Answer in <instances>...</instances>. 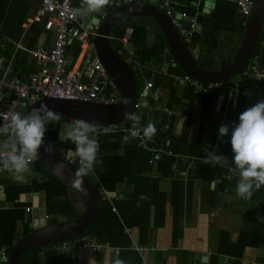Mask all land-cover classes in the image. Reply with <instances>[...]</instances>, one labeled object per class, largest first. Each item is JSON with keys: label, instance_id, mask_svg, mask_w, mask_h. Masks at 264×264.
I'll return each instance as SVG.
<instances>
[{"label": "crops", "instance_id": "crops-1", "mask_svg": "<svg viewBox=\"0 0 264 264\" xmlns=\"http://www.w3.org/2000/svg\"><path fill=\"white\" fill-rule=\"evenodd\" d=\"M71 1L76 9L80 8L82 0ZM134 2L135 5L126 10L128 16H124L111 28L110 45L133 71L135 80L136 75L141 80V91L137 83L136 104L141 105L135 114L138 117V126L154 124L159 135L153 136L151 145L161 146L165 152L172 151L176 155L184 156V159L179 162L175 158L173 174L170 176H164L162 171L158 170L159 161L150 163L152 153L149 159V173L136 172L131 168L128 172L123 169L116 172L112 165L107 169V157L123 155L124 150L113 148L112 143H109L106 149L100 146L97 158L101 157L103 160L101 169L108 173L116 172L115 174L123 179L111 188L110 185L106 187L101 183L94 171L88 175L91 179L86 176L98 191V211L101 199L109 203L103 209L111 207L112 212L120 217V209L127 210L126 204L134 199L135 193L146 195L148 201L144 203V210L150 213L146 240L140 238L138 228L125 226L126 235L132 241L129 248L113 247L96 239L104 246L97 252L73 248L70 253H66V241L58 242L26 251L21 256V264H115L116 261L121 264H178L180 259L185 258H188L187 264H264V187L255 191L251 200H243L236 196L238 177H234L228 167L216 166L223 170L226 181L234 185L231 188H223L220 179L200 178L196 167L192 168L187 164L190 157H196L195 155L205 151V145L214 147L218 153L227 155L229 161L232 160L231 134L218 139V129L223 124L238 123L239 115L246 108L264 100V82L255 87L243 75L253 60L264 67V23L260 41L246 67L228 81L210 83L200 80L203 88L214 86L210 90L214 94L210 95V91L202 94L196 93L193 86L181 80L189 74L180 67L171 52L168 36L161 24L167 25L169 30L168 22L158 13H164L160 0ZM236 2L175 0L173 9L178 15L186 13L190 19L196 18L198 22V27L187 43L178 30L176 31L199 66L210 71H219L223 68V63L226 66L234 64L243 47L247 24L250 21V17L242 21ZM40 7V0H0V47L5 46L4 50H0V68L6 66L5 60L10 58L12 52L15 53L12 73L17 77L25 78L39 69V64L31 58L27 50L40 47L49 49L55 39V31L45 28L47 16H37ZM114 11L106 6L101 13L91 14L89 20L101 21L102 27L106 19H101V14L107 12L109 15ZM213 12L217 16L212 20ZM244 22L247 24L244 25ZM117 25L120 27L116 28ZM98 38L92 40L99 53ZM129 43L135 48L132 52L126 49ZM18 44H22L25 49L17 50ZM145 47L146 58L141 55ZM79 53L75 44L69 47L70 70L79 68L82 60V54L78 57ZM165 69L167 73L164 72ZM150 81L153 82L154 88L145 91ZM142 93H147L148 96L141 99ZM67 123L72 124V121ZM127 123L132 129L136 122L128 119L121 130H125ZM52 125L50 124L51 127ZM91 125L97 130L93 134L94 137L100 141L102 131L108 128ZM117 129H120L119 126ZM186 130L187 134H183ZM47 132L48 129L45 137ZM60 132L59 129V135ZM66 137L67 134L64 138ZM51 145L58 151L62 150L57 142ZM63 151L64 154L60 155L68 159L74 149ZM53 177L57 178L37 161L30 165L25 183H17L12 179L11 173L0 171V263L5 254L8 259L4 264H10L11 251L21 239L47 227L71 221L67 219V214H62V208H67L68 213L75 216L74 219L86 213L82 194L60 179L67 187L54 184L50 191L45 190L43 184L53 183ZM104 193H107V197ZM117 202H121L120 208ZM141 207L139 206V210H142ZM27 208H30L29 212ZM41 210H44L46 219L43 218ZM52 211L57 214L52 215ZM176 218L182 229V236L177 242L174 240ZM127 229H130L131 233H128ZM82 237L86 235L82 233L67 241ZM140 240L146 243L143 244ZM139 246L143 252L137 249Z\"/></svg>", "mask_w": 264, "mask_h": 264}, {"label": "built area", "instance_id": "built-area-1", "mask_svg": "<svg viewBox=\"0 0 264 264\" xmlns=\"http://www.w3.org/2000/svg\"><path fill=\"white\" fill-rule=\"evenodd\" d=\"M132 2L134 0H110L107 6L111 10H116ZM174 2L175 0H160L165 15L187 43L198 27V22L196 18L190 19L186 13L178 15L173 9ZM40 4L37 16L38 18L47 16L45 28L55 31L53 45L49 49L40 47L31 51L27 50L31 58L39 64V69L25 78L17 77L12 73L15 55L5 60L6 66L0 68V113H20L21 108L33 106L44 98L85 101L103 105L119 104L121 101L119 88L111 79L106 66L101 61L95 42L92 40L100 36L101 21L80 19L71 0H40ZM81 4L82 2L80 6ZM236 4L242 18L246 19L251 16L256 0H237ZM107 16L108 13L104 12L101 14V19H106ZM246 24L247 22H244V25ZM73 44L79 49L78 57L82 54V60L79 68L70 70L68 49ZM0 48L5 49V46L2 45ZM19 49L25 48L22 44H18L17 50ZM164 72L167 73V69ZM243 75L257 87L264 82V67L253 60L244 70ZM181 80L193 86L196 93H207L214 87L209 85L203 88L201 82L190 75H186ZM153 88L154 84L150 81L145 91ZM147 93L140 94V98L144 99L148 96ZM140 106L139 103H135L134 107L138 109ZM165 111L170 112L169 109ZM234 124L236 122L231 123V125ZM135 126L138 125L135 123ZM117 128L118 125H114V129ZM138 137L141 140L140 145L152 153L150 163L160 161L165 154L173 156L177 161L184 159V156L176 155L172 151L165 152L161 146L151 145L152 141L145 140L142 135ZM5 139L6 137L0 136V143ZM217 154L222 153L217 152ZM205 155L203 151L200 157H190L189 165L194 168V161L207 164L204 160ZM222 155L225 156V154ZM67 162L71 165L80 164L78 157L74 154L67 159ZM104 196L107 197V193H104ZM113 210L116 211L115 208ZM27 211L29 212L30 208H27ZM127 232L131 233V230L127 229ZM103 247L96 238L88 236L64 243L66 253H70L73 248L90 249L92 252H97ZM137 249L142 251L141 246ZM7 259V256L3 254L0 264H4Z\"/></svg>", "mask_w": 264, "mask_h": 264}, {"label": "water", "instance_id": "water-1", "mask_svg": "<svg viewBox=\"0 0 264 264\" xmlns=\"http://www.w3.org/2000/svg\"><path fill=\"white\" fill-rule=\"evenodd\" d=\"M134 5L135 2L130 5H126L125 7H121L109 14L101 27L100 37L97 39L101 61L108 69L113 82L116 83L120 90L121 101L119 104L103 105L85 101L61 99L54 100L44 98L40 102L28 108L26 115L34 108H39L41 104H45L50 110L58 113L59 116H63L69 121H72V124H68L67 122L61 124V132L59 135V139L61 141L72 142L71 130L78 121H85L98 126H106L111 130L114 129V125L116 124L120 129L125 127V122L128 119L125 117L124 113L128 112L131 114L138 98V86L133 71L112 49L109 41V34L113 25L124 16H128L126 10ZM158 13L164 16L168 22L169 30L167 25H163L164 23L161 24L164 26L163 29H165V34L168 36L171 52L180 67L194 79L199 81L201 80L203 82L218 83L228 81L237 73L241 72L248 64L250 58L254 55L256 46L260 41V34L264 23V0L257 1V4L250 16V21L247 24L243 47L235 59L234 64L226 66V64L223 63V68L219 71H210L199 66L192 58L187 45L182 42L170 19L164 13ZM79 16L80 19L86 18L89 20L91 18V15ZM239 16L241 15L239 14ZM241 18L239 19L241 20ZM243 20L244 18H242V21ZM168 33L170 35H168ZM126 49L130 52L135 50L132 43H129L126 46ZM139 128H143V126ZM66 134L67 137L64 138ZM48 145L49 144L44 140V145L39 150V158L36 161L45 166L63 183L82 194L85 199V208L87 210L83 216L77 219L47 227L43 230L32 233L24 239H21L18 245L11 251L10 264H21L22 254L30 249L47 246L52 243L65 242L68 239L81 235L93 224L97 216L98 191L89 182L86 177L88 175L83 177L81 187L77 188L73 183V177L75 172L78 170L77 167L79 166V163L75 165L69 164L67 159L56 153L51 146L50 152H45L44 147ZM71 153L72 155L74 154L73 151H71ZM44 213V210H41L43 218L46 219Z\"/></svg>", "mask_w": 264, "mask_h": 264}, {"label": "clouds", "instance_id": "clouds-1", "mask_svg": "<svg viewBox=\"0 0 264 264\" xmlns=\"http://www.w3.org/2000/svg\"><path fill=\"white\" fill-rule=\"evenodd\" d=\"M109 2L110 0H82L77 13L82 16L99 14ZM124 115L138 125L136 115L128 112ZM59 119V114L45 104L34 108L27 115L19 112L0 113V121H3L0 123V136L6 137L0 143V171L11 173L12 179L17 183H25L30 165L39 158V150L44 145L48 126ZM238 120L239 122L234 125L223 124L218 129V139L231 134L232 160L229 161L226 156L217 154L214 147L207 145L204 146L206 153L204 160L212 167L227 165L234 177H238L236 196L243 200H251L254 192L264 187V100L246 108ZM96 131L94 126L85 121H78L71 130V140L75 145L74 155L80 162L73 177V183L77 188L81 187L83 177L89 175L96 164L102 163L97 160L100 145L93 135ZM109 131L111 129H105L106 133ZM155 133L156 127L152 123L143 128L134 125L130 136H124L122 142L129 143L131 139L141 135L145 140H151ZM50 150V145L44 147L45 152ZM115 264L121 262L116 261Z\"/></svg>", "mask_w": 264, "mask_h": 264}, {"label": "trees", "instance_id": "trees-1", "mask_svg": "<svg viewBox=\"0 0 264 264\" xmlns=\"http://www.w3.org/2000/svg\"><path fill=\"white\" fill-rule=\"evenodd\" d=\"M217 16L216 13H211V18L212 20L215 19ZM0 50H4L2 48H0ZM17 54V52H16ZM146 54H147V49L146 47L143 49L141 55L146 58ZM12 55H15V53H11L10 54V58ZM259 57V56H258ZM9 58V57H8ZM263 61V60H262ZM264 62V61H263ZM243 89V87H242ZM212 91H210L211 93ZM214 94L213 92L210 94L212 95ZM137 108L134 107V109L132 110V114L135 115L137 113ZM69 120L63 116H60V119L57 121V123L53 124L52 127L48 126V132L46 134V137H44V140L46 142H48L50 145L53 144V142H57V145L60 149L64 150L63 152H67L71 149H75L74 144L72 142H61L59 141L58 137H59V129H60V124L62 122H68ZM141 123L144 124V121H142ZM158 131V129H157ZM156 131V136L159 135V132ZM102 136L99 142V145L101 147H106L109 145V143H112L113 148H121L124 150V154L123 155H119V156H111V157H107V166L109 169V166L112 165V167L114 169H116V172L123 169L126 170V172H128V169L131 168L133 170H136V172H145V173H149L151 171V167L149 165V159L151 156V152L147 149H144L141 145H140V138L136 137L130 140L129 143H123V137L126 135L130 136L131 130H130V124H126V128L125 130H121V129H115V130H111L109 132H105V130L102 131ZM187 134V130L184 131L183 134ZM181 139H183L181 137ZM112 141V142H111ZM103 143H105V145H103ZM52 146V145H51ZM56 152H58L59 154H64L61 151H58L56 148H53ZM199 155H201L200 153L195 155L196 157H199ZM227 156V155H226ZM98 161H101L102 158H97ZM103 162V160H102ZM181 162V161H179ZM195 162V167L197 170V173L199 175L200 178H205V179H213V178H218L220 179V182H222V187L223 188H231L233 187V183L230 181H226L225 176H224V172L221 168L218 167H212L209 164H204L202 161H194ZM193 162V163H194ZM111 163V164H110ZM176 163V159L172 156H168V155H164L162 157V159L158 162V170H161L164 176H170L173 174V170H172V166ZM101 164L102 163H98L94 166V172L96 174V176L99 177V181L101 183H104V185L107 186H111V188L117 186V184H119L120 181H122L123 178H119L115 173L116 172H112L111 176H109L110 172H104L101 169ZM187 164H189V162H187ZM79 168V166L77 167ZM92 171V172H93ZM91 172V173H92ZM90 173V174H91ZM99 173V174H97ZM139 174V173H138ZM90 176V175H89ZM87 176L89 179H91V177ZM109 177V178H108ZM93 180V179H92ZM95 181V180H93ZM54 184H57L61 187H67L65 184H63L59 179L53 177V183L52 182H45L43 185H45V190L48 192L50 191L53 187ZM146 195H141V194H136L135 193V197L134 199H132L130 201L129 204L127 205V210H121L120 209V217L116 214H114L112 212L111 207L107 208V209H103V207L105 208L107 206V204L109 205L108 202H104L101 199L99 200V211L97 213V217L95 219V221L93 222V224L83 233L84 235H89L92 236L94 238H96L99 242L101 243H109L110 245H112L113 247H121V248H129L132 244L131 239L126 235L125 232V228L126 227H134V228H138L139 232H140V238L143 240H146V236L148 234L149 231V227H150V213L149 212H145V207H144V203H146L148 200L147 198H145ZM143 197V198H142ZM120 203L121 202H117L118 207L120 208ZM139 206H142V210H139ZM61 212L63 211V215L67 214L68 218L67 219H74L75 216L70 215V213H68L67 208H62V210H60ZM103 212H107L104 214ZM52 215H56L57 213L55 212H51ZM179 220H177V218L175 219V225H174V240L175 242H177L181 236H182V229L179 227ZM126 226V227H125ZM140 240L141 243H146V241ZM38 248V247H37ZM35 248V249H37ZM34 250V249H31ZM125 252H123V254L126 253V250H124ZM187 259H180L178 264H187ZM186 260V261H185Z\"/></svg>", "mask_w": 264, "mask_h": 264}, {"label": "rangeland", "instance_id": "rangeland-1", "mask_svg": "<svg viewBox=\"0 0 264 264\" xmlns=\"http://www.w3.org/2000/svg\"><path fill=\"white\" fill-rule=\"evenodd\" d=\"M118 26L120 27V25H117L116 28H118ZM112 34H113V32H112ZM136 80H137V83L139 85V90L141 91L142 90V84H141L140 78L137 75H136ZM21 109H22L21 113H22V115H24V113L26 112L27 109L26 108H21Z\"/></svg>", "mask_w": 264, "mask_h": 264}]
</instances>
